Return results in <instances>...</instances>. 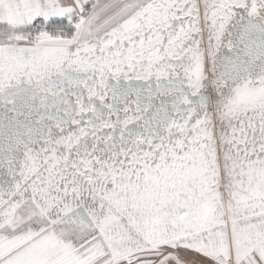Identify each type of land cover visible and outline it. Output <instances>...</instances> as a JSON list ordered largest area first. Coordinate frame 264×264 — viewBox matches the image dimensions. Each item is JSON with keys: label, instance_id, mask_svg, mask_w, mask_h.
Masks as SVG:
<instances>
[{"label": "snow or ice", "instance_id": "6c2138e0", "mask_svg": "<svg viewBox=\"0 0 264 264\" xmlns=\"http://www.w3.org/2000/svg\"><path fill=\"white\" fill-rule=\"evenodd\" d=\"M0 264H264V0H0Z\"/></svg>", "mask_w": 264, "mask_h": 264}]
</instances>
